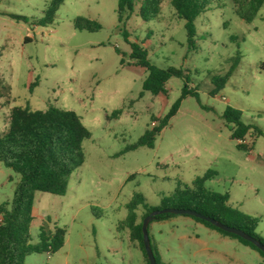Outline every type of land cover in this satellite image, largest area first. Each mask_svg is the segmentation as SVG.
<instances>
[{
	"label": "rangeland",
	"instance_id": "rangeland-1",
	"mask_svg": "<svg viewBox=\"0 0 264 264\" xmlns=\"http://www.w3.org/2000/svg\"><path fill=\"white\" fill-rule=\"evenodd\" d=\"M50 2L0 0V135L14 107L35 111L54 105L74 111L91 136L83 141V164L72 173L67 193L35 197L30 242H39L41 227L51 232L57 227L65 231L64 246L53 254H31L25 264H147L129 230L119 229L128 203L141 193L148 206H158L208 170L217 176L206 187L228 193L230 204L259 218L256 233L264 238V136L247 137L252 149L241 150L223 119L233 107L264 134V3L251 23L238 17L231 1L213 3L195 21L194 51L188 49L185 21L169 0L149 23L131 16L125 26L130 41L142 43L154 65L189 74V88L200 102L184 98L154 148L119 155L153 127L152 116L169 112L185 81L171 78L165 94L140 97L147 73L129 57L118 0H65L53 21L40 25ZM78 16L98 20L101 30H76ZM237 50L240 64L225 88L211 96V78L229 69ZM119 109L120 117L110 118ZM19 181L0 162V204L11 202ZM143 212L140 206L138 222ZM149 237L164 264H264L256 250L184 215L153 221Z\"/></svg>",
	"mask_w": 264,
	"mask_h": 264
},
{
	"label": "trees",
	"instance_id": "trees-1",
	"mask_svg": "<svg viewBox=\"0 0 264 264\" xmlns=\"http://www.w3.org/2000/svg\"><path fill=\"white\" fill-rule=\"evenodd\" d=\"M65 0H51L44 12L40 25L49 24L56 16L59 7ZM164 0H118L117 19L122 25L124 41L130 47L129 57L135 67L143 69L147 76L142 84V92L154 96L165 94V84L171 78L184 79L182 96L172 105L163 117L152 116L154 125L146 129L139 140L125 147L119 153L124 154L140 147L154 148L156 137L169 125L180 108L181 102L187 96L195 97L199 102L196 89L189 88L190 75L180 68H160L154 65L142 43L131 42V34L126 30V24L133 14L149 23L162 15ZM176 16L185 21L187 45L189 51L197 49L195 21L213 3L219 0H169ZM234 11L242 20L251 23L261 9L264 0H229ZM74 28L79 31L98 32L102 26L96 19L78 16L73 20ZM232 40H237L233 36ZM242 54L237 50L230 59L229 69L222 75L211 78L212 88L209 94L217 96L226 86L234 71L240 64ZM123 64V61H121ZM35 84H33L34 86ZM122 109L112 112L110 118H119ZM223 119L231 132V139L239 141L250 137L256 139L264 136L258 126L244 123L242 112L228 106ZM156 123V124H155ZM91 136L83 125L81 118L74 112L54 105L46 110H31L29 107H14L10 112L7 130L0 135V162L20 176L10 203L0 204V264H25L27 256L35 253H56L65 242V231L54 228L53 232L41 227L39 242L32 244L30 226L33 220V208L38 192L64 196L67 193L72 173L83 164V141ZM238 148L249 151L252 146L238 144ZM217 173L208 170L202 177H196L192 186L175 189L168 197L161 199L158 206H148L143 194L136 193L128 203V215L119 224V229H128L130 241L135 248L142 251L144 259L149 264L143 245L142 222L151 212L163 209L191 210L202 216L212 218L224 225L237 228L264 245V238L256 233L259 218L253 217L230 204L228 193L220 194L206 187V182L214 179ZM143 206L144 212L138 222L137 210ZM175 214L157 215L153 221L167 220ZM197 222L216 230L224 237L237 240L239 243L256 250L263 258L264 253L247 240L227 233L205 220L191 215ZM149 224V226H150ZM149 233V227H148ZM157 264H164L156 254L151 244Z\"/></svg>",
	"mask_w": 264,
	"mask_h": 264
},
{
	"label": "water",
	"instance_id": "water-1",
	"mask_svg": "<svg viewBox=\"0 0 264 264\" xmlns=\"http://www.w3.org/2000/svg\"><path fill=\"white\" fill-rule=\"evenodd\" d=\"M164 213L178 214V215H185L186 214V215L194 216V217L199 218L201 220H205V221L209 222L210 224L216 226L217 228H219V229H221L227 233H232L234 235H237V236L247 240L248 242L254 244L259 250H261L264 253V245L261 242H259L258 240H256L253 237L248 236L243 231H241L237 228L224 225L219 221H216V220L209 218V217L202 216L199 213L191 211V210L163 209V210H156V211L151 212L147 217L144 218V220L142 222L143 245H144V249L146 251V255H147V259H148L149 264H157V262H156V258H155L153 249L151 247V240H150L149 233H148V227H149L150 222L154 219V217H156L157 215H160V214H164Z\"/></svg>",
	"mask_w": 264,
	"mask_h": 264
},
{
	"label": "built area",
	"instance_id": "built-area-1",
	"mask_svg": "<svg viewBox=\"0 0 264 264\" xmlns=\"http://www.w3.org/2000/svg\"><path fill=\"white\" fill-rule=\"evenodd\" d=\"M240 144H243V145H247V146H249V143H248V141L246 140V139H241V140H239L238 141ZM250 147V146H249ZM249 151H251V149L249 150Z\"/></svg>",
	"mask_w": 264,
	"mask_h": 264
}]
</instances>
